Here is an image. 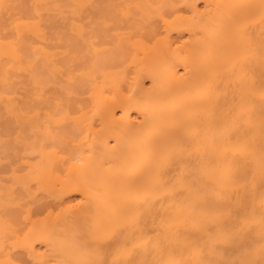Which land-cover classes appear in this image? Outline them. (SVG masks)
Masks as SVG:
<instances>
[{
  "label": "bare ground",
  "instance_id": "bare-ground-1",
  "mask_svg": "<svg viewBox=\"0 0 264 264\" xmlns=\"http://www.w3.org/2000/svg\"><path fill=\"white\" fill-rule=\"evenodd\" d=\"M216 4L256 7L202 8ZM259 5L260 0H0V230L9 225L12 237L6 246L0 240V259H166L151 245L119 254L126 241L159 231L172 215L176 202L155 180L163 168L168 183L195 181L180 198L192 204L181 232L195 239L198 250L176 258L264 264ZM196 10L194 20L189 13ZM200 13L203 24L197 22ZM238 20L247 24L253 50L237 48ZM18 29L26 30L24 39L9 43ZM17 48L23 61L13 58ZM241 77L252 126L242 122L234 137L247 136L254 150L212 152L207 109L219 119L232 108ZM58 108L64 120L55 127V162L48 163L39 129ZM209 159L214 167H206ZM70 205L84 211L70 219L65 210L78 211ZM193 222L200 231H192ZM77 231L95 233L94 248L77 253Z\"/></svg>",
  "mask_w": 264,
  "mask_h": 264
},
{
  "label": "snow or ice",
  "instance_id": "snow-or-ice-1",
  "mask_svg": "<svg viewBox=\"0 0 264 264\" xmlns=\"http://www.w3.org/2000/svg\"><path fill=\"white\" fill-rule=\"evenodd\" d=\"M145 8H163L165 5H144ZM168 7H174V5H169ZM181 7H187L190 9H195V5H182ZM251 8L256 7L254 5H203L202 8L204 12H208L210 8ZM260 9L261 22L264 24V0H260ZM199 10L192 11L189 13L190 18L196 20ZM127 15V13H125ZM163 19V17H161ZM206 17L200 13L198 23L203 24ZM82 28V26H81ZM18 35L14 37L9 43L16 44L18 41H21L25 37V29H18ZM264 37V33H262ZM130 39L132 37H129ZM235 42L237 48L243 49L244 51L253 50V44L250 38L248 37V26L243 20H238L235 22ZM261 56L264 57V38L261 40ZM15 60L23 61L26 57L20 49L15 50L13 57ZM29 63H33L29 59ZM240 95L236 100L232 108L228 109L222 117L217 119L214 111L209 108L207 109L208 115V128L207 134L211 139V151L220 152L221 154L232 151L245 155H250L253 152V145L251 140L245 136L244 138L234 137V133L240 130L242 122H247L251 128L252 122L248 117V103H247V94L243 84V77H241L240 82ZM64 120V114L58 108L56 111H50L43 121V128L39 129L42 132V136H38V139L48 147V152L45 154L43 159H46L48 163L55 162V151H56V139H55V127L62 123ZM260 132H261V168L260 174L262 179H264V117L260 121ZM179 143V141H177ZM81 167H83V162H80ZM88 166L94 167L95 162L89 159ZM206 167H214V161L209 159L206 162ZM164 169L159 168L157 170L155 180L157 187L166 195H169L175 202L176 206L172 210V215L169 217L167 222H162L158 227L159 231L148 235L143 232L140 233L139 237H133L131 240L126 241L119 250V254L122 257H127L133 249L143 248L148 245H151L155 250L161 254H166V259H161L154 261L153 264H208V262L198 260V259H178L177 255H183L185 251L195 252L198 249L196 248L195 239H190L183 235L181 228L189 224V217L192 210L191 201H185L180 199L184 197L185 194L190 193L193 188L194 180L190 183L184 179H180L175 183H168L164 179ZM229 178H231L229 174ZM23 183L27 184L31 181L29 179L22 180ZM85 200L82 199L79 201V205H84ZM261 204L264 205V192L261 193ZM78 208L77 212H71L65 210L68 213V218H75L79 215L80 212H83L84 209L80 208L78 205H70L69 209ZM132 225L136 226V220L133 218ZM261 235L264 236V215L261 217L260 222ZM193 232L200 231V227L194 222L191 225ZM10 226L5 224L2 230H0V240L3 241V244L6 246L8 241L12 239L9 235ZM76 243L74 248L77 253L83 251L84 249L94 248V241L96 240V234L93 232L84 233L81 235L79 231L75 234ZM0 264H13V261L9 259H0ZM43 264H106L98 259H82V258H70L63 260H49L43 262ZM112 264H132L131 261L127 259H116L112 261ZM241 264H248V262H241Z\"/></svg>",
  "mask_w": 264,
  "mask_h": 264
}]
</instances>
